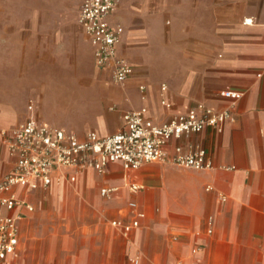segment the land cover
<instances>
[{
	"label": "crops",
	"instance_id": "crops-1",
	"mask_svg": "<svg viewBox=\"0 0 264 264\" xmlns=\"http://www.w3.org/2000/svg\"><path fill=\"white\" fill-rule=\"evenodd\" d=\"M109 21L120 24L116 50L133 66L124 83L95 65L79 24L80 30L52 31L36 42L45 51L37 60L51 64L35 80L38 95L29 91L33 80L25 69L9 83L0 78V178L14 163L9 129L28 117L80 138L90 130L105 135L122 130L129 109L146 106L149 118L163 122L199 100L226 107L230 101L220 93L233 89L241 92L230 105L234 119L221 130L205 127L164 145L167 157L177 145L183 151L203 147L208 168L168 160L125 168L115 160L101 173L67 167L46 187L4 191L33 206L15 209L21 216L11 264H264V0H118ZM66 116L70 126L60 121ZM130 183L142 186L132 192ZM102 186L116 189L105 198ZM61 188L65 213L78 220L65 221V238L47 229L50 237L36 240L38 228L28 219L42 197ZM131 199L144 216L124 236L109 221H129ZM6 212L0 204V215Z\"/></svg>",
	"mask_w": 264,
	"mask_h": 264
},
{
	"label": "built area",
	"instance_id": "built-area-1",
	"mask_svg": "<svg viewBox=\"0 0 264 264\" xmlns=\"http://www.w3.org/2000/svg\"><path fill=\"white\" fill-rule=\"evenodd\" d=\"M118 5V0H82L77 13V22L89 36L93 45V57L97 67L109 69L112 80L124 83L133 72V66L116 50L121 26L112 25L110 13ZM245 22L251 18H244ZM141 84L140 88L144 89ZM161 90L166 84L161 83ZM229 99L233 105L241 92L233 89H223L220 93ZM161 102L170 107L171 103L162 99ZM214 109L204 101H197L185 111L173 114L168 120L154 122L146 115V106L129 109L122 114L124 125L115 133L99 135L94 130L88 131L83 138L76 133L56 125H49L26 118L9 129L6 140L7 150L14 157L12 168L0 178V204L7 210L0 215V261L11 264L8 258L18 243V220L20 213L17 207L25 206L33 209L31 203L19 197L15 191L4 193L15 185H23L34 189L38 186H48L54 176L59 180L65 176V168L75 169L90 167L101 173L110 161H121L125 168H136L146 162L168 160L180 166L194 169L211 167L203 147L183 151L177 145L170 157H167L164 145L171 138L187 136L199 132L205 127L221 130L226 120H233L231 106ZM31 108V104L28 105ZM70 181L75 174H67ZM138 183L128 184L130 191L141 188ZM115 186H102L100 194L108 198ZM132 214L129 221L120 218L110 219V224L121 234L127 236L130 231L139 226L144 212L137 208V202L128 201ZM208 232L211 231L209 228ZM138 262V256L131 258Z\"/></svg>",
	"mask_w": 264,
	"mask_h": 264
},
{
	"label": "rangeland",
	"instance_id": "rangeland-1",
	"mask_svg": "<svg viewBox=\"0 0 264 264\" xmlns=\"http://www.w3.org/2000/svg\"><path fill=\"white\" fill-rule=\"evenodd\" d=\"M80 2L81 0H0V78L9 83L20 69H25L26 77L33 80L28 84L29 91L38 95L41 85L35 80L38 75L48 73L47 68L51 64L48 65L46 60H37L39 52L45 51L37 49L36 42L43 41L45 35L52 31L65 28L80 30L76 22ZM72 72L69 71L71 75ZM55 121L59 119L55 118ZM60 121L65 126H70L72 117L66 116ZM77 220V215L65 213V188L42 197L41 203L28 219L38 228L34 237L36 240H45L50 236L65 238V221Z\"/></svg>",
	"mask_w": 264,
	"mask_h": 264
}]
</instances>
